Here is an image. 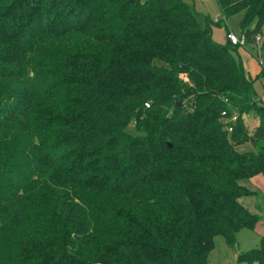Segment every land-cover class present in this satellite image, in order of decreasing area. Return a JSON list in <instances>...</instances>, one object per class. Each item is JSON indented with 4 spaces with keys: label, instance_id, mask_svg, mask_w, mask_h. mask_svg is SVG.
<instances>
[{
    "label": "trees",
    "instance_id": "1",
    "mask_svg": "<svg viewBox=\"0 0 264 264\" xmlns=\"http://www.w3.org/2000/svg\"><path fill=\"white\" fill-rule=\"evenodd\" d=\"M215 1L264 33V0ZM233 46L184 0H0V264H207L254 227L264 103Z\"/></svg>",
    "mask_w": 264,
    "mask_h": 264
},
{
    "label": "rangeland",
    "instance_id": "2",
    "mask_svg": "<svg viewBox=\"0 0 264 264\" xmlns=\"http://www.w3.org/2000/svg\"><path fill=\"white\" fill-rule=\"evenodd\" d=\"M196 16L202 28L208 24L212 39L217 43L226 41V33L234 32L238 37L243 35L239 25V15L224 18L215 0H184ZM251 26L250 28H252ZM233 55L238 64L243 68L245 75L250 78L255 99L264 103V33L258 44L244 42L233 46ZM186 79V76H183ZM244 122L251 134L258 123L253 113L244 116ZM131 133H136L135 127L131 124L128 127ZM239 151H253L251 142L237 146ZM249 189L257 194L244 196L240 200L245 207L260 216V220L252 228L242 227L236 233V243L230 246L226 243L222 235L214 238V245L207 257V264H243L238 260V254L249 249L257 248L264 240V175L257 174L242 182ZM253 264V263H252Z\"/></svg>",
    "mask_w": 264,
    "mask_h": 264
},
{
    "label": "built area",
    "instance_id": "3",
    "mask_svg": "<svg viewBox=\"0 0 264 264\" xmlns=\"http://www.w3.org/2000/svg\"><path fill=\"white\" fill-rule=\"evenodd\" d=\"M226 39H228L232 44H235V45H237V44H244V42H245V39H244V36L242 35L241 37H238L234 32H228V33H226ZM259 39H261V35H258V36H256L255 37V43H257L258 44V41H259ZM263 65H264V62H263ZM263 76H264V74H263ZM235 116H233L231 119H232V121H234L235 120ZM232 128L231 127H228V130L230 131ZM243 264H249V263H243Z\"/></svg>",
    "mask_w": 264,
    "mask_h": 264
}]
</instances>
